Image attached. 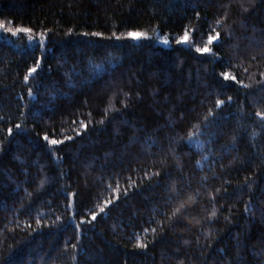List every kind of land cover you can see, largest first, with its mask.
Here are the masks:
<instances>
[{
  "label": "trees",
  "instance_id": "trees-1",
  "mask_svg": "<svg viewBox=\"0 0 264 264\" xmlns=\"http://www.w3.org/2000/svg\"><path fill=\"white\" fill-rule=\"evenodd\" d=\"M0 19L49 30H0V264H264V0H0ZM132 29L172 42L112 37ZM210 31L219 56L195 51Z\"/></svg>",
  "mask_w": 264,
  "mask_h": 264
},
{
  "label": "snow or ice",
  "instance_id": "snow-or-ice-1",
  "mask_svg": "<svg viewBox=\"0 0 264 264\" xmlns=\"http://www.w3.org/2000/svg\"><path fill=\"white\" fill-rule=\"evenodd\" d=\"M197 16H199V13H196ZM13 23V21L8 20V19H0V30H2L3 33H8L11 34V36L13 37H18L21 33L25 34L27 36V40L29 42H37L36 46L39 48H46V40L48 38V29H44L42 31H35L33 28L31 27H24V26H16V27H10L8 26L9 24ZM215 23L217 25H219L221 23L220 20H216ZM69 33L72 32V29L69 28ZM194 31L193 30H189L187 27L184 29V32L182 35H180L178 38H175V43L177 44H187V43H192L194 42L192 40V36H191V32ZM85 35H95L98 37H103L104 34L100 33V32H96V33H85ZM154 36H158L159 40L161 42H163L164 44H168L170 42H172L171 38L167 35H160L159 34V30H154L153 32H149V31H141V30H137V29H132V30H128L126 32H122L119 33V35H117V33L113 32L112 33V37L116 38V39H121V38H125V39H131L134 41H139V40H146L149 38H152ZM220 32L219 31H215L214 34L212 31H210L207 34L206 37V42L203 43V45L201 46L200 44H195V51L197 53L200 54H210L211 56L215 57V56H219V53H216L213 51V47L215 45L216 42H218L220 40ZM43 59L42 56L37 57L35 63L31 66L27 68L26 74L24 75L23 79L24 81H28L30 76H33V74H36L38 69L41 67V60ZM96 68L99 69L100 72H104L106 71V69L103 68V66L101 65H96ZM219 76L223 78L224 81H232L235 82L237 84L240 85H244V81L240 80L237 78V76L231 71H223L219 73ZM28 95L29 96H34L35 94L33 93L32 89L29 87L28 88ZM228 100H231L232 97H228ZM224 104V100H220L217 99L215 101V105L216 107H220L221 105ZM209 114H212V110L209 109ZM21 115H23V113H21ZM257 115L264 118V111L261 112H257ZM2 119V118H0ZM205 120H207V117H205ZM75 123V121H74ZM16 128H20L21 125L19 123H17L15 125ZM88 124L81 120L80 121V129L77 130V135L80 134L81 130H85L87 129ZM7 132L9 134H12L13 132V128L12 126H9L7 129ZM53 135H49V132L45 131L42 134V138L44 141H46L49 145H60L62 144L65 140H71L72 137L71 136H64L61 139L56 138L55 133V129H52ZM131 184H135V181H130ZM125 195L127 194V188L123 189ZM113 192L116 193L115 197L112 198H108V199H104L102 201V203H98L95 205V208L97 209L96 211H90L88 212L87 215H81L80 216V222L76 224V228L77 230L80 229L81 227V223H91L92 221H95L98 217V215L100 213L105 212L110 205L113 204V199H119V192H120V188L119 186H117L116 188L113 189ZM76 196L77 193L75 192H71L67 194V204H66V208L67 210L70 212L71 214V218L74 219L76 215H78V210L76 209ZM57 219L59 220L60 217H57ZM37 224H40V221L37 220ZM149 229H144V231H148ZM152 231H155V229H152ZM136 245L139 247H146L147 245L144 243L143 240L137 238L136 240ZM77 245L73 244L72 248H76Z\"/></svg>",
  "mask_w": 264,
  "mask_h": 264
}]
</instances>
